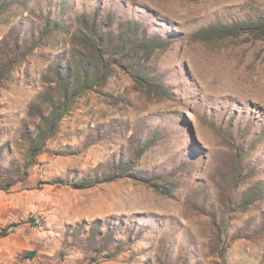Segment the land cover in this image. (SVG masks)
I'll return each mask as SVG.
<instances>
[{"label":"rangeland","instance_id":"1","mask_svg":"<svg viewBox=\"0 0 264 264\" xmlns=\"http://www.w3.org/2000/svg\"><path fill=\"white\" fill-rule=\"evenodd\" d=\"M258 13L264 0H0L18 61L0 83V231L18 224L0 264H264V34L213 29ZM94 21L169 42L139 60L160 90L116 65L30 158V106Z\"/></svg>","mask_w":264,"mask_h":264},{"label":"trees","instance_id":"2","mask_svg":"<svg viewBox=\"0 0 264 264\" xmlns=\"http://www.w3.org/2000/svg\"><path fill=\"white\" fill-rule=\"evenodd\" d=\"M50 25L51 22H47L41 32V39L50 32ZM55 26L58 25L55 24ZM102 27L103 24H97L94 21L93 24H86L89 35L75 34L83 50L75 52L71 58L72 60H67L65 65L57 64L54 79L48 81L50 82L49 86L39 95V104L35 102L31 104V116L38 118L39 121L35 126L34 132H29L25 128L22 132V136L29 144L30 158L40 154L44 150L46 142L56 135L60 122L74 109L77 99L84 92L103 86L113 74L116 65H127L137 82L147 85L150 89L160 90L159 86L155 84V78L150 76V72L140 61L148 59V56L157 48L166 47L169 42H165V40L163 42L162 40L161 43H157V38L148 35L145 28H140V24L135 25L131 22H127L126 26L119 24L116 29H110V32H104ZM213 29H221L229 33L250 32L264 34V14L258 13L245 20L233 21L231 24L217 26V28ZM15 49L19 48L15 47ZM84 50L89 54L86 55ZM0 53L2 58L0 59L1 83L3 79L7 78L18 61L17 54L10 45L0 48ZM21 56L25 58L22 54ZM129 166V164H125L119 169H125L126 167L127 171L131 169ZM116 176L109 173V175H106V180H114ZM96 182L98 183L93 177H84L74 185L79 188H86L93 186ZM256 195H260L259 192L253 191L248 195L251 198L247 196L244 200H247V203H251L257 199L255 198ZM29 221L33 222L34 219L30 218ZM16 225L18 224L4 227L0 231V236H7L9 227ZM70 233L77 237L82 233V227L76 226ZM89 234L93 235L92 237H100L101 235L97 227L93 231L91 230ZM103 240L111 243L113 240L111 232L105 233ZM115 245L117 247V244ZM96 251H98V248ZM35 253L36 251L27 252L22 257H33Z\"/></svg>","mask_w":264,"mask_h":264}]
</instances>
